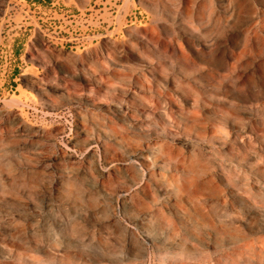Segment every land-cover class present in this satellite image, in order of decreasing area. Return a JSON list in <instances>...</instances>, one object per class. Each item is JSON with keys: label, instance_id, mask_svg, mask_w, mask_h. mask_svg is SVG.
Returning <instances> with one entry per match:
<instances>
[{"label": "rangeland", "instance_id": "1", "mask_svg": "<svg viewBox=\"0 0 264 264\" xmlns=\"http://www.w3.org/2000/svg\"><path fill=\"white\" fill-rule=\"evenodd\" d=\"M0 264H264V0H0Z\"/></svg>", "mask_w": 264, "mask_h": 264}, {"label": "bare ground", "instance_id": "2", "mask_svg": "<svg viewBox=\"0 0 264 264\" xmlns=\"http://www.w3.org/2000/svg\"><path fill=\"white\" fill-rule=\"evenodd\" d=\"M207 183V182H206Z\"/></svg>", "mask_w": 264, "mask_h": 264}]
</instances>
